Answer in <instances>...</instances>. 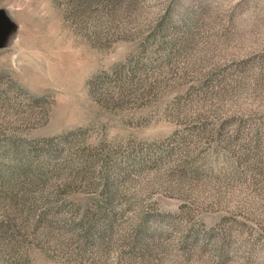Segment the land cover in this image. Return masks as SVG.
Returning <instances> with one entry per match:
<instances>
[{
	"label": "rangeland",
	"instance_id": "374dc122",
	"mask_svg": "<svg viewBox=\"0 0 264 264\" xmlns=\"http://www.w3.org/2000/svg\"><path fill=\"white\" fill-rule=\"evenodd\" d=\"M0 264H264V0H0Z\"/></svg>",
	"mask_w": 264,
	"mask_h": 264
}]
</instances>
